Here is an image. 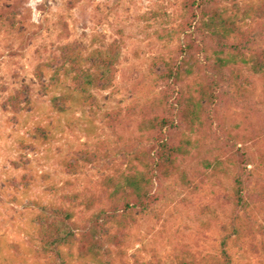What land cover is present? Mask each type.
Masks as SVG:
<instances>
[{
  "label": "rangeland",
  "instance_id": "374dc122",
  "mask_svg": "<svg viewBox=\"0 0 264 264\" xmlns=\"http://www.w3.org/2000/svg\"><path fill=\"white\" fill-rule=\"evenodd\" d=\"M185 1L0 0V264H264V75L216 53L264 49V0ZM214 9L240 25L227 43L203 26ZM105 50L119 54L112 85L86 97L80 73ZM164 62L192 73L162 79ZM190 98L193 124L180 115ZM160 135L180 147L175 168L124 214L116 184L148 168L138 153ZM117 202L101 249L83 254L92 217ZM51 205L75 222L57 250L41 235Z\"/></svg>",
  "mask_w": 264,
  "mask_h": 264
},
{
  "label": "trees",
  "instance_id": "16d2710c",
  "mask_svg": "<svg viewBox=\"0 0 264 264\" xmlns=\"http://www.w3.org/2000/svg\"><path fill=\"white\" fill-rule=\"evenodd\" d=\"M199 0H186L185 7L187 9L195 10V4ZM200 4V3H199ZM197 15V14H195ZM203 26L207 27L210 35L209 38L219 42L230 41L233 33H240V25L230 16L224 15L220 10L214 9L211 16ZM195 39H191L185 46V53L188 55L192 53L195 45ZM221 43V44H222ZM200 46V45H199ZM203 48V47H202ZM233 51L224 54V50L216 51L217 64H225L230 61H236L241 58L242 62L249 64L250 69L258 74L264 75V49L252 50L250 55L245 57V53L237 49V46L232 47ZM205 49V48H203ZM118 53L112 50L98 51L96 54L97 59L91 64L90 67L83 69L80 73L79 84L75 87L76 91L85 94L86 97L91 96V90L98 88H109L112 85L115 76V64L118 60ZM184 67L182 64L164 62V69L160 77L162 79H173L176 83L182 82L186 75L192 73L193 64L187 63ZM201 94L206 96L207 89L202 88ZM71 98L70 94L61 93L53 97L55 106H58V101L65 103ZM179 102L182 100L181 95L178 96ZM200 102H195L190 98L181 108L180 115L184 117L190 124H193L199 119L198 110ZM158 117L148 119L145 121L147 126L152 128H163L172 124L169 118ZM180 151V147L170 145L167 139L160 135L154 146V151L149 156L139 152L137 158L140 160H147V169L145 171L130 174L116 184L115 193L126 198L124 205V214L133 208H141L145 210L149 206L151 197V186L154 177H167L175 168L176 154ZM42 218L46 221L41 227L42 240L45 247L51 250H57L62 244L72 243L75 239V222L73 220V212L63 206H42ZM118 202L114 204L111 210H101L96 213L91 221V228L84 232L83 239L87 243V247L83 254H92L101 249V244L96 238L98 227L104 228L114 218L117 217Z\"/></svg>",
  "mask_w": 264,
  "mask_h": 264
}]
</instances>
